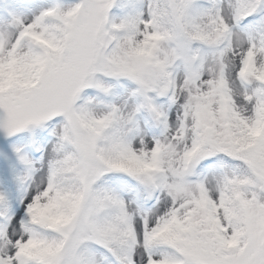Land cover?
<instances>
[{
    "label": "snow or ice",
    "instance_id": "6c2138e0",
    "mask_svg": "<svg viewBox=\"0 0 264 264\" xmlns=\"http://www.w3.org/2000/svg\"><path fill=\"white\" fill-rule=\"evenodd\" d=\"M0 264H264V0H0Z\"/></svg>",
    "mask_w": 264,
    "mask_h": 264
}]
</instances>
